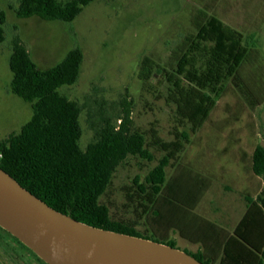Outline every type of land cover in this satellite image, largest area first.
I'll return each mask as SVG.
<instances>
[{
	"label": "rangeland",
	"instance_id": "rangeland-1",
	"mask_svg": "<svg viewBox=\"0 0 264 264\" xmlns=\"http://www.w3.org/2000/svg\"><path fill=\"white\" fill-rule=\"evenodd\" d=\"M19 1L0 0L5 15V41L0 44V144L19 133L32 117L31 105L11 92L14 36H20L40 70L56 66L72 49L80 48L84 59L79 80L59 91L82 108L81 148L86 150L95 140L94 128L103 118L120 125L127 100L131 129L145 135L154 157L149 161L130 155L116 169L100 199L109 207L112 220L135 224L143 237L165 242L163 230L151 226L152 209H146L139 185L148 187V174L165 155L153 142L174 141L176 133L184 130L189 141L166 169L164 194L158 202L180 181L184 197L207 189L195 206L192 201L171 207L165 237L194 254L197 246L182 240L180 233L194 216L201 228H207V222L216 225L214 220L220 216L241 218L247 198L256 199L264 191V180L252 171L253 152L257 146L264 147V0H95L71 23L19 19ZM212 16L244 37L253 34L247 44L257 51L241 68L240 78L223 85L215 108L193 133L189 124L180 122L176 105L169 100L167 73L175 70L198 27ZM146 57L156 66L149 80L140 75ZM194 182L202 183L197 189Z\"/></svg>",
	"mask_w": 264,
	"mask_h": 264
},
{
	"label": "trees",
	"instance_id": "trees-1",
	"mask_svg": "<svg viewBox=\"0 0 264 264\" xmlns=\"http://www.w3.org/2000/svg\"><path fill=\"white\" fill-rule=\"evenodd\" d=\"M94 1L20 0L16 16L19 19L37 17L48 22L71 23ZM4 21L5 15L0 12V44L5 41ZM254 37L253 34L244 37L241 32L230 29L219 18L212 16L198 27L195 39L177 62L175 70L167 73L169 100L176 105L180 122L189 124L193 133L210 116L223 85L240 78L241 68L250 60L252 53H256V47L253 49L247 44ZM83 59L82 50L74 48L56 66L40 70L20 36H14L9 60L13 74L11 92L31 105L32 117L19 133L0 144V168L50 207L77 221L150 239L138 233L135 224L113 221L109 207L100 202L116 169L128 156L149 161L154 157L145 135L131 129V109L127 100H124L120 125L116 127L110 118H103L101 124L94 128L95 140L86 150L81 148L79 118L82 108L59 90L78 82ZM155 67L153 60L144 58L141 78L149 80ZM188 141L189 133L184 130L176 133L174 141L167 143L158 139L153 142L165 155L148 174V187L139 185L146 209H152L151 226L163 230L161 238L165 242L161 243L172 247H176L174 241L165 237L169 231L164 227L168 222L166 215L176 204L191 205L193 201L195 206L207 189L204 187L197 191L198 196L191 193L184 197L180 193V181L161 203L158 202L164 194L166 169L177 159ZM252 171L264 180L263 146H257L253 152ZM201 183L194 182L193 187L198 189ZM247 202L243 219L234 234L219 244L218 253L198 252L191 255L204 264H264V191L256 199L247 198ZM188 223L191 224L188 228L180 230L185 238L191 232L195 237L209 236L216 227L210 222H205L207 228L198 227L197 219Z\"/></svg>",
	"mask_w": 264,
	"mask_h": 264
},
{
	"label": "water",
	"instance_id": "water-1",
	"mask_svg": "<svg viewBox=\"0 0 264 264\" xmlns=\"http://www.w3.org/2000/svg\"><path fill=\"white\" fill-rule=\"evenodd\" d=\"M0 226L48 264H204L168 244L77 221L1 168Z\"/></svg>",
	"mask_w": 264,
	"mask_h": 264
},
{
	"label": "flooded vegetation",
	"instance_id": "flooded-vegetation-1",
	"mask_svg": "<svg viewBox=\"0 0 264 264\" xmlns=\"http://www.w3.org/2000/svg\"><path fill=\"white\" fill-rule=\"evenodd\" d=\"M0 264H48L19 238L0 226Z\"/></svg>",
	"mask_w": 264,
	"mask_h": 264
},
{
	"label": "crops",
	"instance_id": "crops-1",
	"mask_svg": "<svg viewBox=\"0 0 264 264\" xmlns=\"http://www.w3.org/2000/svg\"><path fill=\"white\" fill-rule=\"evenodd\" d=\"M246 210H247V206H246V209H245L243 215L241 216V218L238 221H233L232 218L230 217V214L228 217L227 216L226 217H223V216L219 217L221 225L218 224L219 220L218 221L214 220L216 227H213L212 234H210L209 236L206 235L203 237H201V236L195 237L193 235V233L191 232V233H188L189 234L188 238H181V239L186 241V242H189L190 244L197 246V251L194 254H196L198 252H208V253L217 252L218 253L219 252V244L224 243L227 240V238L231 237L234 234V231L237 228V226L239 225V223L241 222V220L243 219V217L246 213ZM193 219H195V216L193 217ZM197 221H199V219ZM204 243H206L207 245H205ZM205 246H207V247H205ZM207 248L209 249V251Z\"/></svg>",
	"mask_w": 264,
	"mask_h": 264
}]
</instances>
